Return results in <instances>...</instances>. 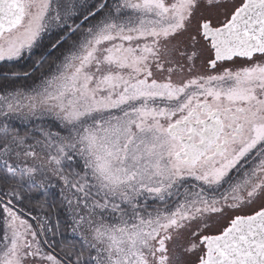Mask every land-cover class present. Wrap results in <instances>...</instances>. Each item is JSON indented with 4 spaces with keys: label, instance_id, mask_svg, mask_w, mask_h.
<instances>
[{
    "label": "snow or ice",
    "instance_id": "1",
    "mask_svg": "<svg viewBox=\"0 0 264 264\" xmlns=\"http://www.w3.org/2000/svg\"><path fill=\"white\" fill-rule=\"evenodd\" d=\"M0 264H264V0H0Z\"/></svg>",
    "mask_w": 264,
    "mask_h": 264
}]
</instances>
